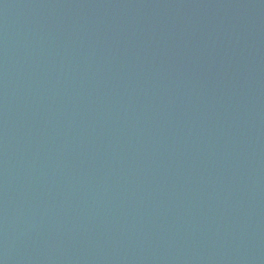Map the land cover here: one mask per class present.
Listing matches in <instances>:
<instances>
[{"label": "water", "instance_id": "water-1", "mask_svg": "<svg viewBox=\"0 0 264 264\" xmlns=\"http://www.w3.org/2000/svg\"><path fill=\"white\" fill-rule=\"evenodd\" d=\"M0 264H264V0H0Z\"/></svg>", "mask_w": 264, "mask_h": 264}]
</instances>
